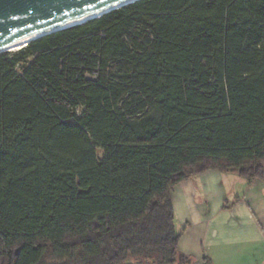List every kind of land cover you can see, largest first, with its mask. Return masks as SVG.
Listing matches in <instances>:
<instances>
[{
  "label": "trees",
  "instance_id": "obj_1",
  "mask_svg": "<svg viewBox=\"0 0 264 264\" xmlns=\"http://www.w3.org/2000/svg\"><path fill=\"white\" fill-rule=\"evenodd\" d=\"M264 181V0H138L0 53V264H192L172 192Z\"/></svg>",
  "mask_w": 264,
  "mask_h": 264
},
{
  "label": "crops",
  "instance_id": "obj_2",
  "mask_svg": "<svg viewBox=\"0 0 264 264\" xmlns=\"http://www.w3.org/2000/svg\"><path fill=\"white\" fill-rule=\"evenodd\" d=\"M172 201L192 264H264V181L209 170L176 185Z\"/></svg>",
  "mask_w": 264,
  "mask_h": 264
},
{
  "label": "water",
  "instance_id": "obj_3",
  "mask_svg": "<svg viewBox=\"0 0 264 264\" xmlns=\"http://www.w3.org/2000/svg\"><path fill=\"white\" fill-rule=\"evenodd\" d=\"M136 1L0 0V53L11 51L6 49L17 43L29 41L26 42L28 44L40 37L80 25L74 24L80 19L103 13L96 17L99 18Z\"/></svg>",
  "mask_w": 264,
  "mask_h": 264
},
{
  "label": "bare ground",
  "instance_id": "obj_4",
  "mask_svg": "<svg viewBox=\"0 0 264 264\" xmlns=\"http://www.w3.org/2000/svg\"><path fill=\"white\" fill-rule=\"evenodd\" d=\"M101 14H103V13H98L96 15H92L90 17H86V18L80 19L77 22H75L74 24H81V23L87 22V21H89L92 18H96V17L100 16ZM26 42H29V41H24V42L17 43L15 45L11 46V47H8L6 50H14L16 48H20V47L26 46L27 45Z\"/></svg>",
  "mask_w": 264,
  "mask_h": 264
},
{
  "label": "rangeland",
  "instance_id": "obj_5",
  "mask_svg": "<svg viewBox=\"0 0 264 264\" xmlns=\"http://www.w3.org/2000/svg\"><path fill=\"white\" fill-rule=\"evenodd\" d=\"M17 49V48H16Z\"/></svg>",
  "mask_w": 264,
  "mask_h": 264
}]
</instances>
